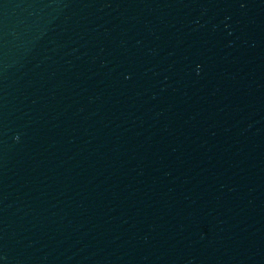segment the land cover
Listing matches in <instances>:
<instances>
[{
  "label": "water",
  "instance_id": "1",
  "mask_svg": "<svg viewBox=\"0 0 264 264\" xmlns=\"http://www.w3.org/2000/svg\"><path fill=\"white\" fill-rule=\"evenodd\" d=\"M0 264H264V0H0Z\"/></svg>",
  "mask_w": 264,
  "mask_h": 264
}]
</instances>
